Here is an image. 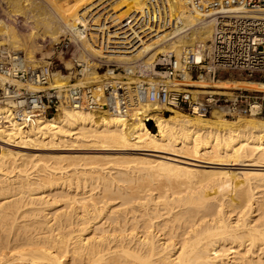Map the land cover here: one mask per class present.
<instances>
[{
	"label": "bare ground",
	"instance_id": "1",
	"mask_svg": "<svg viewBox=\"0 0 264 264\" xmlns=\"http://www.w3.org/2000/svg\"><path fill=\"white\" fill-rule=\"evenodd\" d=\"M146 1L0 0V49L17 48L14 25L27 23L43 46L71 34L94 59L149 74L158 53L179 57L212 38L211 15L169 0L170 29L143 41L122 19ZM100 42L117 52L102 54ZM91 74L87 84L112 79ZM198 86L264 93L257 81ZM10 108L0 102V264H264V117H166L158 103L122 114L111 96L100 110L62 107L26 127Z\"/></svg>",
	"mask_w": 264,
	"mask_h": 264
},
{
	"label": "built area",
	"instance_id": "2",
	"mask_svg": "<svg viewBox=\"0 0 264 264\" xmlns=\"http://www.w3.org/2000/svg\"><path fill=\"white\" fill-rule=\"evenodd\" d=\"M169 4V0H147L142 8L128 13L122 24L132 22L133 30L142 32L139 36L147 42L156 36V30L170 29ZM190 5L200 14L211 15L212 38L179 57L173 51L158 54L149 74L142 73L140 62L131 66L132 71L128 70L130 66L108 63L105 73L110 72L112 79L97 84L78 81L67 87L53 86L51 64L34 67L22 52L2 47L0 76L5 83L0 87V102L9 104L12 118L26 127L42 117L56 116L62 107L100 110L111 96L122 114L158 103L163 115L177 110L209 117L215 108H221L226 118L263 116L264 93L223 90L220 95L209 96L202 93L208 89L198 84L227 78L264 83V0H190ZM111 34L106 31V38ZM111 47L100 42L103 54H115L111 52L117 49ZM68 48V43L58 44L56 51L61 49L63 53ZM88 65L74 59L73 70L79 69V76ZM149 118L144 117L147 124Z\"/></svg>",
	"mask_w": 264,
	"mask_h": 264
},
{
	"label": "rangeland",
	"instance_id": "3",
	"mask_svg": "<svg viewBox=\"0 0 264 264\" xmlns=\"http://www.w3.org/2000/svg\"><path fill=\"white\" fill-rule=\"evenodd\" d=\"M0 7H2V8H0V18H1L0 21L4 23V21L5 22L7 21V18H5V17L8 16L7 14L9 13L8 12L9 10H8V6L6 4H4L3 6H0ZM109 21L108 20H104V19L101 20L99 22L100 27H104V29L107 28V27H110L111 23H109ZM18 24L19 23H16L14 25V30H15V32L18 33L17 35H18V38H19L18 40H19L20 45L17 48H12V46L9 44L10 43L9 40H5L2 47H7V48L13 49L15 51H20L26 57H28V55H30L31 57L30 56L29 57L31 59L27 60V61L31 62L32 66L41 67V66H45V65H50L51 64L52 67H53V73H59V74H61L63 76H68L71 79V81H72L71 84H73V82L75 83V82H78V81L80 83L81 82L89 83V81L91 80V77H92L91 72L93 71V68L96 71L100 67H103L102 70L98 71V74H102L103 75L106 72V65H108V63L105 62V61H102V60L94 59V57H93L91 52H86L84 50L85 48H80L81 46L78 45V43L74 40V38H73V36L71 34H68L67 36L61 38L60 42L56 43V44H62V45H64V43H68L69 44V48L65 49L64 52L62 53L61 49L56 51V46L57 45L55 43L51 42L47 46L46 45L43 46L39 40H36L33 37H31L29 34H30L31 30H32V24L20 23V26ZM89 27H90L89 29L98 28V26H89ZM33 28H34V26H33ZM26 29H27V32H26ZM167 30H169V29L164 30V31H166L164 33H167L168 32ZM24 31L29 36L26 35V33H24ZM89 33H94V32L90 31ZM163 34L161 33L159 35V37L162 36ZM88 43L91 46V48H94V45L92 44L91 41H89ZM96 44H97V46H99L100 43H96ZM108 46H110V45H108ZM97 53L98 52H95L94 55H97ZM102 54H103V52H102ZM158 54H160V53H158ZM74 59L78 60V61H81V62H87L89 64L88 67H86L83 70L82 75H79V76L77 75V73L80 71L79 69L77 71L73 70V61H74ZM102 62H103V64H102ZM228 79H230V81H237V82H242V83H244V82H256V81H245V80H241V79H237V78H227V79H223V81L228 80ZM0 80H2V79L0 78ZM3 82H4V80H3ZM257 82H260V81H257ZM53 83H56L54 74H53L52 85L53 86H59V85H56V84H53ZM240 88H243V87H240ZM183 114H185V113H183ZM163 116L167 117L169 115H163ZM209 117L215 118L214 114L212 116H209ZM253 117L254 116H238V117H235V118H226V117L225 118L229 119V120H237V119H240V118L241 119H252ZM257 117L258 118H263L264 115L260 116V117L257 116ZM147 126H148V124H147ZM149 129H151V131H153V132L156 130V128L154 126V123H153V126L151 128H149ZM86 150L90 152L91 149L89 148V149H86ZM49 164H53V162H50ZM236 168L238 169L237 166H229L228 170L235 171ZM48 194H46V195H48Z\"/></svg>",
	"mask_w": 264,
	"mask_h": 264
},
{
	"label": "water",
	"instance_id": "4",
	"mask_svg": "<svg viewBox=\"0 0 264 264\" xmlns=\"http://www.w3.org/2000/svg\"><path fill=\"white\" fill-rule=\"evenodd\" d=\"M152 126H153V123L150 121V122L148 123V127L151 128Z\"/></svg>",
	"mask_w": 264,
	"mask_h": 264
}]
</instances>
